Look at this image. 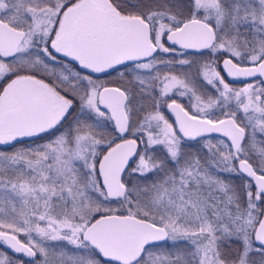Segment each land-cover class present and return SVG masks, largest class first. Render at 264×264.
Listing matches in <instances>:
<instances>
[{
	"label": "snow or ice",
	"instance_id": "snow-or-ice-1",
	"mask_svg": "<svg viewBox=\"0 0 264 264\" xmlns=\"http://www.w3.org/2000/svg\"><path fill=\"white\" fill-rule=\"evenodd\" d=\"M0 264H264V0H0Z\"/></svg>",
	"mask_w": 264,
	"mask_h": 264
}]
</instances>
